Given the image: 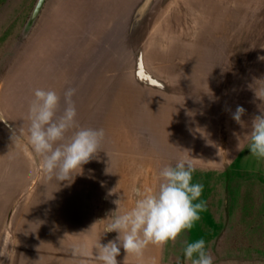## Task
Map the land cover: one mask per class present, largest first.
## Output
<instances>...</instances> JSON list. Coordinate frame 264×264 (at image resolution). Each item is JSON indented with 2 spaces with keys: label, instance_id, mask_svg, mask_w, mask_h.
Returning a JSON list of instances; mask_svg holds the SVG:
<instances>
[{
  "label": "rangeland",
  "instance_id": "374dc122",
  "mask_svg": "<svg viewBox=\"0 0 264 264\" xmlns=\"http://www.w3.org/2000/svg\"><path fill=\"white\" fill-rule=\"evenodd\" d=\"M38 3L0 0V264H100L115 201L130 210L133 188L157 189L182 157L206 211L142 258L121 248L119 264H191L184 249L201 238L214 264H264V158L249 151L264 115V0ZM69 87L78 123L106 134L70 183L28 139L34 90H55L59 115Z\"/></svg>",
  "mask_w": 264,
  "mask_h": 264
},
{
  "label": "clouds",
  "instance_id": "9594fccd",
  "mask_svg": "<svg viewBox=\"0 0 264 264\" xmlns=\"http://www.w3.org/2000/svg\"><path fill=\"white\" fill-rule=\"evenodd\" d=\"M264 59V57H261ZM76 89L69 87L63 93L65 107H60V95L52 89L37 88L29 105V143L42 158V166L49 177L60 181H72L79 169L99 151L105 138L103 128L84 127L77 121V109L73 100ZM243 107H237L233 119L243 123ZM238 150L241 151L240 145ZM250 155L264 158V115L256 116L251 124ZM195 171L192 158L182 157L175 166L167 165L159 172L158 188H133L136 197L134 207L120 212V201L111 213V222L104 229L116 232L115 239L107 244H96V259L100 264H119L121 248L127 254L142 258L149 245L163 247L175 242L185 230L193 229L206 211V203L200 200L203 185L192 183ZM79 250H76L78 252ZM185 258L191 264H214V257L206 250L203 238L187 243ZM126 259V258H125ZM152 264H155L153 260Z\"/></svg>",
  "mask_w": 264,
  "mask_h": 264
},
{
  "label": "water",
  "instance_id": "95a60500",
  "mask_svg": "<svg viewBox=\"0 0 264 264\" xmlns=\"http://www.w3.org/2000/svg\"><path fill=\"white\" fill-rule=\"evenodd\" d=\"M43 2H44V0H39L38 8L42 5Z\"/></svg>",
  "mask_w": 264,
  "mask_h": 264
}]
</instances>
